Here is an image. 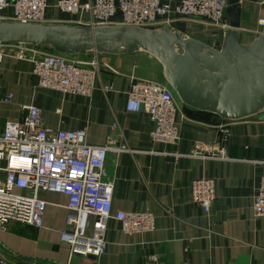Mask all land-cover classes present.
Listing matches in <instances>:
<instances>
[{"label": "crops", "instance_id": "0c3cea01", "mask_svg": "<svg viewBox=\"0 0 264 264\" xmlns=\"http://www.w3.org/2000/svg\"><path fill=\"white\" fill-rule=\"evenodd\" d=\"M55 3L58 0H48ZM88 2L91 0H81ZM172 7L181 0H162ZM241 42L251 44L262 32L264 0H241ZM5 16L12 14L7 10ZM81 18H87L82 15ZM68 17L48 11L46 23H64ZM172 29L214 48L222 46L225 31L201 20L178 19ZM119 73L104 69L92 97L40 88L32 75L33 64L11 56L1 67L2 124L23 119L22 107L36 104L43 124L55 130L87 132V142L102 146L112 135L129 150L108 152L104 180L113 183L112 214L150 211L154 232L126 235L122 224L109 220L107 250L99 258L72 255L61 242L66 227L68 198L40 191L47 203L44 226L20 224L0 231V257L7 264H264V217H256L254 196L261 183L264 160V113L239 121L192 117L179 105L177 144L154 142L153 122L144 113L126 110L132 78L166 82L163 66L142 52L109 56ZM108 85L113 91H107ZM228 129V134L223 129ZM195 143L223 147L221 159L189 157ZM206 177L216 182V202L210 213L196 204L192 183ZM158 261L150 263L148 258Z\"/></svg>", "mask_w": 264, "mask_h": 264}, {"label": "built area", "instance_id": "2783aa9c", "mask_svg": "<svg viewBox=\"0 0 264 264\" xmlns=\"http://www.w3.org/2000/svg\"><path fill=\"white\" fill-rule=\"evenodd\" d=\"M50 9L66 15L68 25L156 29L187 19L204 21L222 31L230 27L229 0H181L173 7L162 0H0V20L46 23ZM7 10L12 11L10 16H5ZM260 24L264 27V20ZM7 56L31 62L38 87L88 98L102 70L119 73L107 62L108 55H65L45 46L9 43H0V73ZM106 90L113 91V86L108 85ZM12 99V94H1L0 86V231H8L15 224L43 228L47 210V203L39 198L43 190L68 198L66 227L60 239L70 247L72 255H104L112 218L121 222L126 235L156 230V218L150 211L112 214L114 187L104 180L106 160L108 152L128 151L125 144L112 135L104 145H92L87 142L85 130L46 127L42 109L36 104L22 107L27 113L23 119H9L2 124V103ZM179 105L167 82L132 78L126 110L149 116L154 125V142L178 143ZM222 131L228 134V129ZM186 156L221 159L226 157V151L220 145L195 143ZM255 163L262 167V177L253 209L256 217H264V160ZM192 197L210 213L216 202L215 180L195 179ZM148 260L156 263L158 258L150 256ZM0 264L7 263L0 257Z\"/></svg>", "mask_w": 264, "mask_h": 264}, {"label": "water", "instance_id": "95a60500", "mask_svg": "<svg viewBox=\"0 0 264 264\" xmlns=\"http://www.w3.org/2000/svg\"><path fill=\"white\" fill-rule=\"evenodd\" d=\"M241 0H229L230 27L214 48L170 26L156 29L0 20V43L45 46L65 55L148 53L163 66L180 105L239 121L264 113V28L241 42Z\"/></svg>", "mask_w": 264, "mask_h": 264}, {"label": "trees", "instance_id": "16d2710c", "mask_svg": "<svg viewBox=\"0 0 264 264\" xmlns=\"http://www.w3.org/2000/svg\"><path fill=\"white\" fill-rule=\"evenodd\" d=\"M186 112L192 116V117H199L201 118L202 116L204 117H215V118H220L218 117L217 115H214V114H211V113H208V112H203V111H199V110H195V109H191L189 107H186L184 106ZM221 119V118H220Z\"/></svg>", "mask_w": 264, "mask_h": 264}, {"label": "rangeland", "instance_id": "374dc122", "mask_svg": "<svg viewBox=\"0 0 264 264\" xmlns=\"http://www.w3.org/2000/svg\"><path fill=\"white\" fill-rule=\"evenodd\" d=\"M178 102H179V99H178ZM180 104V103H179Z\"/></svg>", "mask_w": 264, "mask_h": 264}]
</instances>
